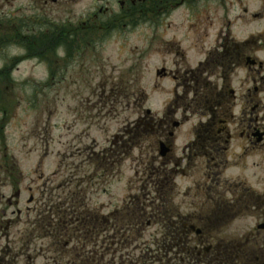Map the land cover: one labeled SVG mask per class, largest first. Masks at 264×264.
<instances>
[{
	"label": "rangeland",
	"instance_id": "obj_1",
	"mask_svg": "<svg viewBox=\"0 0 264 264\" xmlns=\"http://www.w3.org/2000/svg\"><path fill=\"white\" fill-rule=\"evenodd\" d=\"M187 19L178 13L173 16L172 23L140 25L132 32L123 30L111 40L99 41L103 46H99L96 54L81 50L76 62L56 80H48L50 74L45 65L27 61L15 73L20 84L0 88V213H8L6 220L12 221L9 235L14 253L24 250L37 260L36 264H46L54 251L50 240L36 238L31 249L28 248L24 241L26 238L32 241V236L27 235L32 229L30 225L39 213H61L81 202L90 211L86 216L93 214V221L100 219L102 214L113 213L116 225L117 218L124 216L116 213H134L143 206L144 213L150 214L143 219V224L141 220L132 229L133 236L130 233L122 238L124 241L132 237L141 247L150 237L163 235L166 224L154 211L165 208L157 207L159 196L152 197L150 185L154 167L159 170L166 167L163 163L167 162L168 151L165 157L160 151L163 149L161 143H165L161 141L169 138L168 133L160 134L158 129L150 130L148 126L143 132L140 126L138 131L142 133L138 138L127 145L123 143L132 137L124 130H136L140 120L147 122L151 117H162L169 108L173 109L169 120L173 118L182 125L171 130L174 135L167 143L184 162L183 173L175 177V184L168 187L164 199L166 204L172 202L171 213H175L176 218L198 213V175L201 177L198 164L203 172L206 169L196 151L183 153L196 141L200 115L204 114L200 113V107L190 102L194 90H198L189 89L187 103L180 102L177 109L174 92L177 89L179 95L184 96L183 88L172 79L157 75L163 68L181 73L197 68L198 34L214 32L205 26L191 24ZM110 103L112 105H108ZM149 109L154 116L147 115ZM203 122L207 125V118ZM5 148L7 155L18 164L22 175L20 183L16 184L6 170L10 162L1 159ZM231 151L239 149L231 147ZM189 156L192 159L188 163ZM173 166L167 165L168 171ZM247 173L231 168L227 176L244 179ZM205 178L203 176L202 182ZM252 186L264 191L262 184ZM12 213H23V216L19 220ZM76 213L85 214L82 207L77 208ZM259 220L258 215L246 214L228 223L226 232L219 238L242 237ZM93 230L96 235L92 241H89L90 236L87 240L78 238V233H74L73 238L64 237L70 240L72 249L79 245L81 253L85 251L82 245H90L89 250L102 251L104 238L99 239L98 225ZM141 235L144 237L139 240ZM99 258L101 256L97 257L98 261Z\"/></svg>",
	"mask_w": 264,
	"mask_h": 264
},
{
	"label": "flooded vegetation",
	"instance_id": "obj_2",
	"mask_svg": "<svg viewBox=\"0 0 264 264\" xmlns=\"http://www.w3.org/2000/svg\"><path fill=\"white\" fill-rule=\"evenodd\" d=\"M178 13L191 24L214 32L202 29L198 34L197 68L184 73L162 69L163 77L183 88L184 96L177 89L174 92L177 109L180 102L187 103L189 89L198 90L190 102L204 114L200 115L196 141L183 153L196 151L206 171L198 164V213L172 219V202L166 204L164 198L175 177L183 173L184 158L176 157L167 142L178 122L169 120L171 108L162 120H148L151 130L169 136L161 141L170 148L163 163L166 167L159 170L153 165L150 185L152 197L159 196L157 207L165 208L154 213H168V234H175L172 240L166 238L163 262L264 264V191L252 186L264 185V0H0V88L19 85L15 75L27 61L47 67L41 59L53 61L62 54L68 58L69 68L81 50L96 54L103 46L99 41L111 40L123 30L132 32L140 25L172 23ZM231 147L239 151L232 152ZM171 164L174 166L168 171ZM231 168L247 171V177L227 176ZM246 214L260 219L253 229L242 237L219 238L228 223ZM14 215L21 220L23 213ZM7 216L0 213V264H36L29 252L12 250V221ZM43 223L38 216L30 225L27 235L32 241L26 238L25 245L31 249L34 239H48L54 251L46 264H78L72 258L70 240L54 228L46 233Z\"/></svg>",
	"mask_w": 264,
	"mask_h": 264
},
{
	"label": "trees",
	"instance_id": "obj_3",
	"mask_svg": "<svg viewBox=\"0 0 264 264\" xmlns=\"http://www.w3.org/2000/svg\"><path fill=\"white\" fill-rule=\"evenodd\" d=\"M61 64L63 65H67L68 62V58L66 56H64L63 58H60ZM55 76H59L58 72H54L53 69H51V77H55ZM1 159L6 163V162H10L9 163V169L5 167V169L8 171L9 176L11 177L12 180H14V182H20L22 175L21 172L19 170L18 164L16 162H14L12 160V158H10L7 153L6 150H4V154L2 157L1 154ZM98 161V160H97ZM99 162V161H98ZM74 196V194H73ZM78 200V197L76 199H74V201ZM73 201V202H74ZM72 206V205H71ZM68 208L67 210L61 212V213H74L75 218H77L78 222H79V226H77L74 230V232L77 234L78 232L80 233L82 230L87 231L89 233L84 234L79 236L78 238H83L84 240L89 239V236L91 237L89 239V241H92L93 238L95 237V235H93V228H95L97 225L99 226H103L105 224L104 221H102V218L100 217V219H94L93 221V214L90 215V217H87V213H90V211L86 210V207L84 206V203L81 202L79 205H73V207ZM82 207L84 209V213L85 214H80L78 215L76 213V209ZM69 210V211H68ZM161 216H164L165 213H159ZM86 216V217H85ZM131 223L133 225H137L139 221H141V224L143 222V219L146 217V213H144V211L142 209H139L136 213L131 214ZM130 225V222H128V225ZM55 226V224L50 223L47 227V229L49 231H51V229ZM111 226L110 224H106V227ZM138 226V225H137ZM127 229V228H126ZM57 231H60L59 228L56 229ZM124 235H126V230L123 231ZM93 235V236H92ZM80 253V254H78ZM73 257L75 258L76 263L78 264H88L90 263V261L87 260V257H85L84 259L82 258V254L79 251V249L75 248L74 249V253H73ZM81 258V260L79 261V259ZM100 262V260L98 261V263Z\"/></svg>",
	"mask_w": 264,
	"mask_h": 264
},
{
	"label": "water",
	"instance_id": "obj_4",
	"mask_svg": "<svg viewBox=\"0 0 264 264\" xmlns=\"http://www.w3.org/2000/svg\"><path fill=\"white\" fill-rule=\"evenodd\" d=\"M165 153H166V152H165V151H163V152H162V155H165Z\"/></svg>",
	"mask_w": 264,
	"mask_h": 264
}]
</instances>
